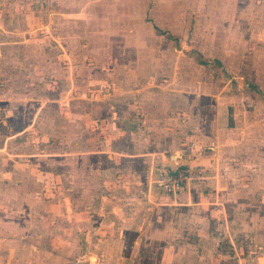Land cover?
Instances as JSON below:
<instances>
[{
    "label": "rangeland",
    "instance_id": "374dc122",
    "mask_svg": "<svg viewBox=\"0 0 264 264\" xmlns=\"http://www.w3.org/2000/svg\"><path fill=\"white\" fill-rule=\"evenodd\" d=\"M71 81L81 89L71 92ZM117 109L134 114L136 125L164 126L166 138L184 130L197 137L196 146L226 128L228 166L201 172L232 178L230 186L242 193L263 195L264 0H0V161L25 162L38 153L31 175L42 173L52 193L64 189L76 204L81 192L91 193L82 179L95 171L93 157L79 152L95 144L83 137L79 118L83 113L88 121L93 115L107 122ZM211 123L217 125L211 129ZM93 132L90 127V138ZM241 136L246 144L239 150L234 146ZM120 140L110 144L106 137L99 145L108 150ZM44 150L48 155L39 154ZM190 152L182 157L190 159ZM113 156L118 163L123 158L103 152L99 179L122 173L110 168ZM156 159L149 158L147 168L154 180L160 165L188 166L196 176L187 160L172 166ZM132 163L145 170L146 163ZM258 218L260 231L234 240H264V213ZM144 250L154 257L159 251ZM168 250L173 259L176 251Z\"/></svg>",
    "mask_w": 264,
    "mask_h": 264
},
{
    "label": "crops",
    "instance_id": "0c3cea01",
    "mask_svg": "<svg viewBox=\"0 0 264 264\" xmlns=\"http://www.w3.org/2000/svg\"><path fill=\"white\" fill-rule=\"evenodd\" d=\"M69 88L71 92L81 89L76 81H71ZM118 111H110L107 122L93 115L88 121L83 113L79 118L84 127L83 137L95 140L90 149L81 146L79 152L85 158L93 157L95 171H90L92 176L84 182L82 179V186L90 187L91 193L81 192L76 204L74 196L64 189L52 193L50 180L42 173L31 175V167L37 163L32 161V155L38 153L30 154L25 162L0 161V264H264L262 251L255 254L257 248L264 249V240L259 242L256 237L249 242L234 240L239 234L246 239L247 233L262 229L257 220L258 214L264 213V193L248 195L239 187H231L235 183L230 177L219 179L217 175L204 176L201 172L210 169L209 166L212 169L228 166L230 152L222 144L226 128H221L217 138L204 139L196 146L197 137L184 130L165 132L166 138L160 134L166 131L164 126L153 128L144 121L136 125L134 114ZM106 123L110 124L107 131L103 128ZM215 125L211 123L210 128ZM90 127L95 129L94 138L89 137ZM106 137L110 144L121 140L111 149L103 150L99 143ZM243 137L237 138L240 144L234 148L241 150L246 144ZM190 141L195 142L193 149L188 148ZM247 141L254 149L259 145ZM189 150L191 158L187 160L182 156ZM39 152L48 155L47 150ZM103 152L123 157L120 167L116 156L109 164L115 172H122L119 176L114 173L110 178H98L96 169L97 164L102 165ZM155 157V163L161 161L172 166L187 160L196 176L176 194L160 196L159 190L154 189L159 188L157 180L147 169L148 159ZM134 160L146 163L145 170H137ZM247 217L252 224L248 230L244 226L240 229ZM171 248L176 251L175 255L172 253L173 259L168 250ZM144 249L159 251L154 257Z\"/></svg>",
    "mask_w": 264,
    "mask_h": 264
},
{
    "label": "built area",
    "instance_id": "2783aa9c",
    "mask_svg": "<svg viewBox=\"0 0 264 264\" xmlns=\"http://www.w3.org/2000/svg\"><path fill=\"white\" fill-rule=\"evenodd\" d=\"M168 166L160 165L157 170V183L160 192L169 196L176 194L192 179V169L188 166H176L175 168H167Z\"/></svg>",
    "mask_w": 264,
    "mask_h": 264
},
{
    "label": "trees",
    "instance_id": "16d2710c",
    "mask_svg": "<svg viewBox=\"0 0 264 264\" xmlns=\"http://www.w3.org/2000/svg\"><path fill=\"white\" fill-rule=\"evenodd\" d=\"M228 124H229V125L232 124V122H231V118H229V123H228Z\"/></svg>",
    "mask_w": 264,
    "mask_h": 264
}]
</instances>
